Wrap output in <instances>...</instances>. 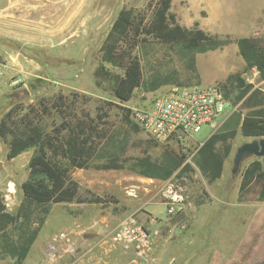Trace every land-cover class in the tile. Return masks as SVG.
Instances as JSON below:
<instances>
[{
    "label": "rangeland",
    "instance_id": "374dc122",
    "mask_svg": "<svg viewBox=\"0 0 264 264\" xmlns=\"http://www.w3.org/2000/svg\"><path fill=\"white\" fill-rule=\"evenodd\" d=\"M263 1L172 0L170 11L176 15L181 25L192 27L196 22L198 27L210 34L221 38L229 37L230 44L235 43L239 35L219 34L232 33L240 25H248ZM154 2L155 0H0V54L6 64L5 74L0 81V120L8 113L15 119L27 112L30 105L62 95L69 105L75 104L74 111L77 114L83 112L89 113L91 117L97 116L94 122L98 123L100 131L127 139L124 155L137 157L148 154L152 158H158L165 146L150 139L141 129L133 131L128 128L123 121L122 108H128L131 112L135 108L148 107L155 96L171 87L208 86L213 78H217L214 73L215 64L208 61L203 63L201 57L205 54L199 57V84L197 70L191 71L186 66V55L177 44L147 38L133 51L140 61L143 81L169 77L178 84L162 85L154 91L138 87L128 101L121 103L115 98L112 87L114 75L121 76L122 70L105 63L104 67L110 76L94 74L101 63L102 42L117 12L121 9H133L149 16L150 6ZM263 13L264 6L261 14ZM254 29L242 34L251 35ZM242 66L243 64L236 65V71L241 72ZM172 71H175L174 75ZM244 73L249 76V80L245 82L252 84V89L258 90V93L250 101L248 96L252 89L240 100H236V91L231 95L234 111L218 131L233 129L236 134L228 140L231 150L224 161L220 178L211 184L207 183L197 169L186 175L187 188L182 193V208L173 215L168 216L165 205L161 203L165 198L156 195L146 205L152 211L151 214L141 209L134 211L138 205L133 204L131 199L136 197L131 191H144L146 199L165 180L144 179L128 169L120 171L124 175L133 174L138 178H128L129 181L122 185L114 181L107 192L100 191V185L95 184V189H99L97 192L84 191L79 195L86 202L91 198L97 199L98 201L89 202L94 203L90 205L108 212L109 217L114 219L112 226H118L123 218L135 214L150 231L157 230L149 264H264V157L247 156L241 161L238 170L232 172L236 148L244 142L264 138L241 134L242 117L260 104L264 105V79L255 68L244 71L242 75ZM43 119L50 124L53 118L44 115ZM210 133L209 126L202 125L195 138L203 142ZM6 149L0 142V193L7 211L18 213L17 225L28 222L31 227H35L43 215L42 204L27 202L18 188L26 178L27 162L32 150L7 160ZM171 150L185 154L186 163L193 156L191 149L186 152ZM255 159H259L261 163L259 172L262 176H253L239 196L242 173ZM137 186L140 188L137 189ZM8 189L12 194L8 193ZM77 204L46 205L51 210L49 225L55 232L43 243L45 256L39 264H59L57 249L65 239L53 241L55 247L50 250L51 253L47 250V244L57 234L65 232L57 231L60 228L58 219L66 211L72 212ZM20 227L15 226L11 230L12 237L16 238ZM47 228L45 226L44 229ZM41 237L31 246L27 257L20 264H33ZM0 264L18 263L9 256L0 255Z\"/></svg>",
    "mask_w": 264,
    "mask_h": 264
},
{
    "label": "trees",
    "instance_id": "16d2710c",
    "mask_svg": "<svg viewBox=\"0 0 264 264\" xmlns=\"http://www.w3.org/2000/svg\"><path fill=\"white\" fill-rule=\"evenodd\" d=\"M172 0H155L150 6V15L133 9H121L114 17L101 45V63L95 70L96 76H110L104 64H110L122 70V75H114L112 87L115 98L123 103L130 99L133 91L142 87L145 91H154L162 85L177 83L169 77L143 81L142 70L138 57L133 51L139 43L152 38L163 43L177 44L186 55V66L196 71L195 55L208 50L222 48L231 39L210 34L198 27L178 23L176 15L170 11ZM238 53L244 61L241 72L229 74L220 83L225 96L234 104L231 95L236 91V100H240L252 89L246 83L242 73L255 68L264 79V41L259 42L252 37L235 39ZM175 74V71H172ZM258 90L252 89L249 101ZM75 104L69 105L62 95L54 99L40 100L30 105L29 110L12 119L8 113L0 120V142L6 146L5 158L13 159L19 154L32 150L27 162L26 178L19 184L24 200L34 204H42L43 215L35 227L28 222L17 225L19 215L7 211L0 193V255L9 256L20 264L26 258L49 209V203L86 202L78 194L79 184L72 178V169L121 170L128 169L146 178L167 180L175 171L186 174L197 171L207 183L220 178L224 161L230 154L228 142L236 134L235 130L217 131L212 133L192 156V166L184 163L185 154L164 147L158 158L148 154L137 157L124 155L127 139L116 134L107 135L98 129L96 117L89 113L77 114ZM70 111H67V110ZM124 110L123 121L133 131L140 127L131 118L128 108ZM52 116L50 124L44 118ZM100 117V116H99ZM228 119V118H227ZM227 121V120H226ZM225 121V122H226ZM223 123V125L225 124ZM241 134L244 136L264 137V105L253 108L245 114L240 123ZM184 163V164H183ZM261 163L255 159L242 173L239 196L250 183L253 176L261 177ZM97 199H88L95 202ZM27 220V218H25ZM21 226L16 238L11 230ZM10 230V231H9ZM262 264V263H256Z\"/></svg>",
    "mask_w": 264,
    "mask_h": 264
},
{
    "label": "built area",
    "instance_id": "2783aa9c",
    "mask_svg": "<svg viewBox=\"0 0 264 264\" xmlns=\"http://www.w3.org/2000/svg\"><path fill=\"white\" fill-rule=\"evenodd\" d=\"M252 38L264 41V13L252 32ZM5 67V59L0 54V81L5 74ZM242 77L246 81L249 80L246 73ZM233 111L232 101L225 96L222 85L214 83L209 86L171 87L155 96L148 107L133 109L131 118L153 141L180 152L191 149L194 155L203 142L218 131ZM202 125H208L211 133L203 142H199L195 134ZM187 163L194 166L190 159ZM186 182V174H179L177 170L165 180L163 188H160L159 192L165 198L163 203L168 216L182 208V193L186 191ZM156 234L157 230L150 231L135 214H131L119 222L111 239L119 243L124 250H131L137 264H149ZM66 238L65 232L57 234L47 244V250L51 253L50 250L55 247L53 241Z\"/></svg>",
    "mask_w": 264,
    "mask_h": 264
},
{
    "label": "crops",
    "instance_id": "0c3cea01",
    "mask_svg": "<svg viewBox=\"0 0 264 264\" xmlns=\"http://www.w3.org/2000/svg\"><path fill=\"white\" fill-rule=\"evenodd\" d=\"M263 6L264 1L258 5L257 13L250 18L248 25H240L235 32H224L220 33L219 35L234 34L239 35L238 37H252V33L251 35L246 34L251 29L255 28L254 26L257 24L260 17L262 16L261 13ZM245 32L246 34H242ZM203 54L205 55L201 57V55ZM199 57H201L203 63L208 61L209 63H214L216 66L214 73L217 74V78H213L212 81L209 82V85L221 81L224 82V80L229 74L239 72L235 69L236 65L240 66L241 64H243L242 68L244 67V61L238 53L236 43H230L223 46L222 48L208 50L203 53H197L195 55V66L199 78V84L201 83V74L199 72V64L201 65V63L199 62L201 61V59L199 60ZM71 176L79 184V195L84 191H86L87 193L95 191L97 192V190L99 189H95V184L100 185V191L106 190L107 192V190H110V185H112L114 181H117L122 185L123 182L129 181L128 178H138V176H133V174L124 175V173L120 170H96L93 168H76L74 171L71 172ZM144 179H146V177H144ZM10 185H12V183H10ZM162 185L159 186L157 191L152 196L146 199H144L146 195L144 191H135L133 189V191L131 192H133V196H135L136 199L131 200H133V204L136 203L135 205H138L137 209L134 211L141 209L151 214L152 211L147 209L148 207H146V205L149 204L150 199L155 195L161 196L159 191ZM138 188L140 187L137 186V189ZM143 189L145 190L146 188L143 187ZM8 190V193L12 194V186L11 190ZM72 203L73 202H70L68 204ZM76 203L78 204L74 207L73 211H66L65 213L60 215L61 217L58 219L57 222L58 227H60L57 229V231L64 230L67 235V238L64 241H61V243L58 245V263L137 264V259L135 258L134 253L131 250H124L119 243L114 242L111 239V235L114 229L116 228L117 224L115 226H112V222L114 221V219H111L109 217L108 212L97 209L94 207V205H90L94 203L84 201L75 202V204ZM161 203L164 204L162 201ZM50 215L51 210H49L48 214L46 215L43 226L41 227V230L39 231L37 238L35 239L36 241L38 238H40V236H42L41 241L39 242V245L37 247L36 253L34 255L33 264H39V262L43 260L45 256L43 243L48 239V237H50V235L54 234L55 232V230L49 225V221L51 219ZM45 226H48V228L44 229ZM41 232H43L42 235Z\"/></svg>",
    "mask_w": 264,
    "mask_h": 264
},
{
    "label": "water",
    "instance_id": "95a60500",
    "mask_svg": "<svg viewBox=\"0 0 264 264\" xmlns=\"http://www.w3.org/2000/svg\"><path fill=\"white\" fill-rule=\"evenodd\" d=\"M251 155H254L256 157H264V138L244 142L236 148L233 157L232 172H236L239 168L241 161L245 157Z\"/></svg>",
    "mask_w": 264,
    "mask_h": 264
}]
</instances>
